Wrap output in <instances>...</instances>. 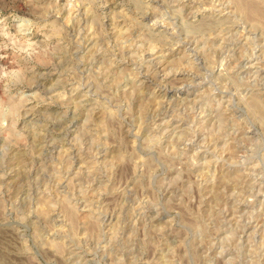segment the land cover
<instances>
[{"label": "rangeland", "instance_id": "rangeland-1", "mask_svg": "<svg viewBox=\"0 0 264 264\" xmlns=\"http://www.w3.org/2000/svg\"><path fill=\"white\" fill-rule=\"evenodd\" d=\"M0 264H264V0H0Z\"/></svg>", "mask_w": 264, "mask_h": 264}, {"label": "bare ground", "instance_id": "bare-ground-1", "mask_svg": "<svg viewBox=\"0 0 264 264\" xmlns=\"http://www.w3.org/2000/svg\"><path fill=\"white\" fill-rule=\"evenodd\" d=\"M125 50V49H124ZM142 56V55H141ZM150 71V70H149ZM251 128V127H250ZM255 173V172H254ZM256 174V173H255ZM225 186V185H224ZM257 192V191H256ZM253 193V192H252ZM248 196V195H247ZM262 198V197H261Z\"/></svg>", "mask_w": 264, "mask_h": 264}]
</instances>
